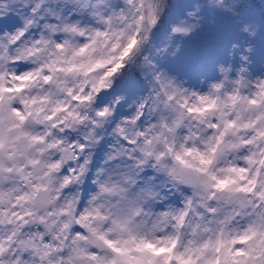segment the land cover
<instances>
[{
  "label": "clouds",
  "instance_id": "1",
  "mask_svg": "<svg viewBox=\"0 0 264 264\" xmlns=\"http://www.w3.org/2000/svg\"><path fill=\"white\" fill-rule=\"evenodd\" d=\"M0 264H264V0H0Z\"/></svg>",
  "mask_w": 264,
  "mask_h": 264
},
{
  "label": "trees",
  "instance_id": "2",
  "mask_svg": "<svg viewBox=\"0 0 264 264\" xmlns=\"http://www.w3.org/2000/svg\"><path fill=\"white\" fill-rule=\"evenodd\" d=\"M189 50H190V51H191V53H192V51H193V45H189V46H188V49H187V51H189ZM191 53H190V54H191Z\"/></svg>",
  "mask_w": 264,
  "mask_h": 264
},
{
  "label": "rangeland",
  "instance_id": "3",
  "mask_svg": "<svg viewBox=\"0 0 264 264\" xmlns=\"http://www.w3.org/2000/svg\"><path fill=\"white\" fill-rule=\"evenodd\" d=\"M190 45H191V44H190ZM194 47H195V46L193 45V50H194ZM187 49H188V48H187ZM188 52H189V53H191V51H190V50H189ZM192 52H193V51H192Z\"/></svg>",
  "mask_w": 264,
  "mask_h": 264
}]
</instances>
